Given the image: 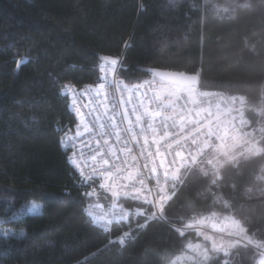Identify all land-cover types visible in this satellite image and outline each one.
<instances>
[{
    "label": "trees",
    "instance_id": "16d2710c",
    "mask_svg": "<svg viewBox=\"0 0 264 264\" xmlns=\"http://www.w3.org/2000/svg\"><path fill=\"white\" fill-rule=\"evenodd\" d=\"M113 59L126 85L164 83L157 69L198 73L196 93L236 99L257 150L215 168L199 153L167 177L157 216L147 198L120 190L114 200L63 146L79 124L65 85H96ZM110 204L128 218L105 231L88 207ZM223 218L253 242L201 225ZM255 241L264 244V0H0V264H264Z\"/></svg>",
    "mask_w": 264,
    "mask_h": 264
},
{
    "label": "built area",
    "instance_id": "2783aa9c",
    "mask_svg": "<svg viewBox=\"0 0 264 264\" xmlns=\"http://www.w3.org/2000/svg\"><path fill=\"white\" fill-rule=\"evenodd\" d=\"M117 64L105 63L96 85H65L79 130L67 137L77 172L101 178L110 189L150 200L157 216L167 201V177L193 164L199 153H212L213 168L238 155L257 150L255 128L233 113L236 99L222 91L160 92L151 82L124 84ZM93 223L108 230L128 212L115 205L89 206Z\"/></svg>",
    "mask_w": 264,
    "mask_h": 264
},
{
    "label": "rangeland",
    "instance_id": "374dc122",
    "mask_svg": "<svg viewBox=\"0 0 264 264\" xmlns=\"http://www.w3.org/2000/svg\"><path fill=\"white\" fill-rule=\"evenodd\" d=\"M155 87L157 88L158 91L160 92H168V93H182L183 95H185L188 98H193L196 95V90L195 88H181L178 87L174 84L171 83H158L155 84ZM79 130V124L76 127L75 132H77ZM258 132V131H257ZM259 133V132H258ZM256 135V133H255ZM121 189H113L111 191H113V199L115 200L116 197V193L120 192ZM122 191V190H121ZM164 191H166L165 187H164ZM125 192V191H124ZM40 207V203L39 202H31L30 205L27 208V211L30 213L36 212ZM135 214H142L141 210H136ZM201 225L204 229H208L209 227H214L211 228L214 231V234H222L223 235H227L233 238H236V240L241 241V242H246V243H251L253 241H251V239L246 235L243 227L234 219L232 218H223L221 220L219 219H205L204 221L201 222ZM209 230V229H208ZM223 230V231H222ZM214 244L218 245L216 240H213ZM255 248L258 251V260L262 263H264V244L263 245H259L260 243L255 241ZM191 250H199V246L198 245H193L190 247ZM205 251V249L203 250Z\"/></svg>",
    "mask_w": 264,
    "mask_h": 264
},
{
    "label": "water",
    "instance_id": "95a60500",
    "mask_svg": "<svg viewBox=\"0 0 264 264\" xmlns=\"http://www.w3.org/2000/svg\"><path fill=\"white\" fill-rule=\"evenodd\" d=\"M119 62L118 59L107 60L106 63L115 65ZM157 79L164 83H171L181 88H195L198 84V73H185L182 71L157 69L153 70Z\"/></svg>",
    "mask_w": 264,
    "mask_h": 264
},
{
    "label": "bare ground",
    "instance_id": "6f19581e",
    "mask_svg": "<svg viewBox=\"0 0 264 264\" xmlns=\"http://www.w3.org/2000/svg\"><path fill=\"white\" fill-rule=\"evenodd\" d=\"M71 102V101H70ZM237 106V105H236Z\"/></svg>",
    "mask_w": 264,
    "mask_h": 264
}]
</instances>
